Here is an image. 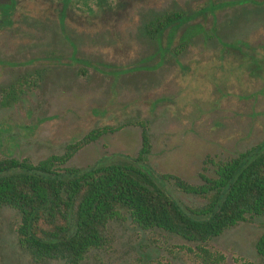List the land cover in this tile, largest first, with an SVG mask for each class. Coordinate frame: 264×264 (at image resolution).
Here are the masks:
<instances>
[{"label": "rangeland", "instance_id": "374dc122", "mask_svg": "<svg viewBox=\"0 0 264 264\" xmlns=\"http://www.w3.org/2000/svg\"><path fill=\"white\" fill-rule=\"evenodd\" d=\"M207 1L222 0H0V86L47 69L39 86L0 106V159L36 164L76 146L61 168L130 162L143 123L144 170L188 213L203 207L205 197L174 180L198 187L216 164L264 152V17L225 28L233 9L252 5ZM165 14L176 20L152 43L141 26ZM58 40L86 59H42ZM19 221L0 209V264H66L33 260L19 245ZM263 231L251 218L197 245L111 220L103 246L80 264H264L255 250Z\"/></svg>", "mask_w": 264, "mask_h": 264}, {"label": "trees", "instance_id": "16d2710c", "mask_svg": "<svg viewBox=\"0 0 264 264\" xmlns=\"http://www.w3.org/2000/svg\"><path fill=\"white\" fill-rule=\"evenodd\" d=\"M238 3L252 6L233 9L237 14L225 28L242 19L264 17V0L207 1L205 5L212 9ZM175 15L165 14L142 24V34L157 44L159 33L176 20ZM58 41V51L50 49L42 59H86L77 56L76 48L65 40ZM46 70L43 66L25 70L0 86V106L12 102L22 88L39 86ZM140 126L141 147L130 162L98 163L88 169L61 168L76 146H67L64 154L51 155L36 164L27 159H0V209L7 206L18 213L19 245L33 260L80 264L89 250L103 246L111 220H127L143 231L159 229L197 245L251 218L259 219L264 228V152H248L216 164V177L204 178V184L198 187L175 179L179 189L207 199L203 207L188 213L144 170L150 143L145 125ZM103 132L91 133L89 140ZM255 250L264 257V231L255 242Z\"/></svg>", "mask_w": 264, "mask_h": 264}]
</instances>
